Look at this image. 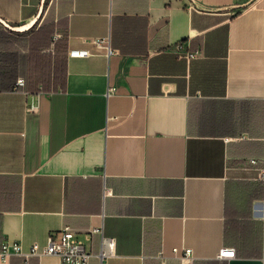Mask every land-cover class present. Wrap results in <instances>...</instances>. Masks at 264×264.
Listing matches in <instances>:
<instances>
[{
    "label": "crops",
    "instance_id": "obj_1",
    "mask_svg": "<svg viewBox=\"0 0 264 264\" xmlns=\"http://www.w3.org/2000/svg\"><path fill=\"white\" fill-rule=\"evenodd\" d=\"M193 2L0 0V264H264V0Z\"/></svg>",
    "mask_w": 264,
    "mask_h": 264
},
{
    "label": "built area",
    "instance_id": "obj_2",
    "mask_svg": "<svg viewBox=\"0 0 264 264\" xmlns=\"http://www.w3.org/2000/svg\"><path fill=\"white\" fill-rule=\"evenodd\" d=\"M191 2L194 4L193 0ZM101 39L94 40L95 43L102 42ZM175 53L179 58L190 59L195 57V54L183 51L182 46H177ZM84 51H72L70 53L73 57L83 56ZM108 56L111 55V50L107 49ZM24 80H17L16 86H23ZM37 105L35 103L30 104V109L35 110ZM252 161V164H255ZM264 178V174H263ZM92 233H99V230H93ZM104 244L101 252L97 255L87 251L85 244L77 237L75 231L69 227H65L61 230L58 236H50L47 240V244L41 248L37 244L33 245L29 250L25 251L20 244H13L12 246H5L3 255L8 256L14 254L24 259L25 264H29V260L33 257L41 258L43 256H54L61 260L64 264H89L93 257H98L103 261L109 254V250L113 247V240L110 238H102ZM191 256V250H185L183 258H189ZM222 260H229L235 257V250L233 248H222L217 256Z\"/></svg>",
    "mask_w": 264,
    "mask_h": 264
},
{
    "label": "trees",
    "instance_id": "obj_3",
    "mask_svg": "<svg viewBox=\"0 0 264 264\" xmlns=\"http://www.w3.org/2000/svg\"><path fill=\"white\" fill-rule=\"evenodd\" d=\"M2 77L0 78V89H2L3 86H5V84H7V80L8 79V75L7 74H2ZM235 250V249H234Z\"/></svg>",
    "mask_w": 264,
    "mask_h": 264
},
{
    "label": "water",
    "instance_id": "obj_4",
    "mask_svg": "<svg viewBox=\"0 0 264 264\" xmlns=\"http://www.w3.org/2000/svg\"><path fill=\"white\" fill-rule=\"evenodd\" d=\"M5 27L8 28V29H10V30H12V31H16V32H23V31H25L27 29V28H24V27H19V28L17 27V28H15V27L7 26V25H5Z\"/></svg>",
    "mask_w": 264,
    "mask_h": 264
},
{
    "label": "rangeland",
    "instance_id": "obj_5",
    "mask_svg": "<svg viewBox=\"0 0 264 264\" xmlns=\"http://www.w3.org/2000/svg\"><path fill=\"white\" fill-rule=\"evenodd\" d=\"M6 30L13 32L12 30H10V29H8V28H6Z\"/></svg>",
    "mask_w": 264,
    "mask_h": 264
}]
</instances>
